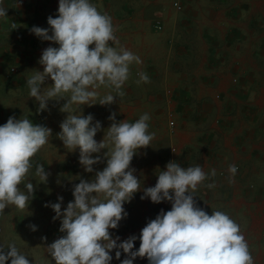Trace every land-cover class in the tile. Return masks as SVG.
Instances as JSON below:
<instances>
[{
    "label": "clouds",
    "instance_id": "obj_1",
    "mask_svg": "<svg viewBox=\"0 0 264 264\" xmlns=\"http://www.w3.org/2000/svg\"><path fill=\"white\" fill-rule=\"evenodd\" d=\"M2 17H7V11L0 5ZM47 23L51 35L49 29L41 27L34 26L31 31L59 47L43 50L39 60L43 71L35 70L26 80L29 96L38 101V112L47 109L49 100H66L60 110L68 115L57 135L69 151L79 149V162L85 171L93 172V165L101 160L100 156L93 158V153L107 150L103 154L107 166L96 172L92 181L81 179L74 186V201L63 212V197L50 205L56 213L53 219L62 218L59 231L65 233L46 247L55 264H110L113 249H117L116 259H120V250L130 257L121 264H133L137 257H147L149 264H254L240 226L224 212L209 215L196 206L192 193L208 178L206 173L200 166L184 168L175 161L159 172L155 186L143 189L141 196L157 204L169 201L171 210H162L146 224L136 251V236L119 244V237L112 238L109 230L116 229L127 216L124 203L141 190L135 169L130 168L131 161L139 149L150 145L155 133L148 131L147 113L134 123L116 122L113 113L109 116L112 123L98 143L94 137L101 130L100 122L93 124L91 114L85 117L74 113L80 112L81 105L91 106L97 101L109 105L115 97H123L129 66L141 61L119 46L111 17L102 14L90 0H59L58 17L49 16ZM11 27L15 29L16 24ZM49 77L54 83L42 88ZM149 81V76L141 72L136 83ZM101 87L116 95L110 91L101 97ZM51 134L50 128L34 125L27 117H9L0 126V214L9 205L19 210L28 208L34 187L24 182L33 167L32 158L49 142ZM236 171L235 165L229 166L230 173L234 175ZM210 175H216L215 169ZM35 176L47 182L48 173L42 164L36 165ZM22 183L26 192L20 188ZM30 227L36 230L35 225ZM7 249L5 253L0 247V264L9 259L11 264H30L15 244H9Z\"/></svg>",
    "mask_w": 264,
    "mask_h": 264
},
{
    "label": "crops",
    "instance_id": "obj_2",
    "mask_svg": "<svg viewBox=\"0 0 264 264\" xmlns=\"http://www.w3.org/2000/svg\"><path fill=\"white\" fill-rule=\"evenodd\" d=\"M107 1L113 4V0ZM203 1L225 3L224 18L233 20L225 29L229 35L227 46H208L202 66L193 73L187 71L185 58L173 59L166 66L165 76L158 68H152L153 62L139 63L149 76L160 73V84H175L163 91L165 98L158 89L126 90L129 77L123 85V97H115L109 105L98 101L91 106L81 105L75 114H91L93 124L98 121L101 127L109 128L113 113L116 122L130 123L147 113L148 131L155 136L148 147L141 148L143 158L159 155L157 162L161 164L168 158V162L175 161L184 168L200 166L208 178L192 193L196 206L209 215L215 211L229 215L240 226L254 264H264V0ZM90 3L99 10L98 0ZM0 5L7 11V17L0 18V126L9 117H27L34 125L60 126L68 115L60 110L66 100H49L47 109L38 112V101L29 96L26 84L35 70L43 71L39 63L43 50L59 47L31 31L34 26L41 27L49 29L51 35L47 20L49 16L58 17L59 0H0ZM12 23L16 24L15 29ZM123 24V48L132 51L133 39L125 31L127 22ZM208 25L206 29L212 27L211 22ZM169 70L172 75L167 76ZM133 73L130 71L131 76ZM53 83L50 77L46 78L42 88ZM169 89L173 94L168 93ZM98 91L102 97L112 90L101 87ZM112 94L116 95L114 91ZM217 95L222 98L218 100ZM25 97L27 107L23 104ZM158 102L164 104L162 111ZM171 114L177 122L175 128L170 125ZM97 137L102 141L104 135ZM230 165L240 169L233 175ZM212 169L216 171L214 177L210 175ZM163 170L165 164L160 171ZM160 171L134 173L140 180V194L155 186ZM208 184L214 187L209 188Z\"/></svg>",
    "mask_w": 264,
    "mask_h": 264
},
{
    "label": "rangeland",
    "instance_id": "obj_3",
    "mask_svg": "<svg viewBox=\"0 0 264 264\" xmlns=\"http://www.w3.org/2000/svg\"><path fill=\"white\" fill-rule=\"evenodd\" d=\"M174 1L113 0V4L111 1L108 4L107 0H98L99 11L102 14L109 15L114 28L116 27L115 36L120 42L119 46L123 47L124 42L121 38L124 29L123 23L127 22L128 25H126L125 31L131 33L133 39L131 52L138 56L141 62L144 60L153 62L152 68L156 67L162 71V76L166 74V66L171 64L175 58L179 60L185 58L184 60L187 61L188 65L186 67L187 71L189 70L190 73L195 72L202 66L205 50L208 46L217 47L216 44H221L219 48L227 46L225 40L229 35H226L225 29L233 21L224 18L222 13V9H225L224 2L209 4L204 3L203 0H181V7L178 8L174 6ZM209 11L213 14L209 15L211 14ZM210 22L212 27L206 29ZM210 33L211 35H209ZM176 52H179L180 55L178 56ZM183 52L187 55L183 56ZM206 54H208L207 51ZM163 70H165L164 73ZM129 71H134V73L132 76L129 74L131 81L128 85L126 83V90L128 91L158 89L163 92L166 88H174L175 86L169 81L160 84V73L158 75L153 73V76H149V72L146 74L149 76L150 81L137 84L136 81L139 80L137 71L141 73L143 70L135 62L129 66ZM170 74L172 75V72L169 70L167 76H170ZM163 97L165 98L164 92ZM216 98L219 100L222 96H216ZM158 103L159 106L162 105L161 102ZM23 104L27 107L26 97ZM159 108L162 111L164 104ZM45 127L52 130L49 142L32 158L33 167L24 182H31L34 187L33 197L28 208L19 210L15 206L9 205L0 214V247H4L6 253L8 251L7 246L15 244L18 250L26 255L30 264H55L46 247L65 235V233L59 231L62 218L53 219L56 213L50 205L59 202L58 197H63L61 203V211L63 212L67 204L74 201V186L81 179L92 181L96 172L102 171L107 166L106 158L103 155L107 150L102 149L100 153L92 154L93 158L96 156L101 157L100 162L93 165V172L85 171L79 162V149L69 151L65 148L63 141L58 138L57 134L61 132L60 126ZM106 129V127H101V130L96 133L94 139L98 143L101 139L97 135H104ZM151 156L143 158L144 155L139 149L131 161L130 168L135 169L134 173L146 171L154 174L160 171L164 164L169 163L168 158L164 161L165 163L162 162L161 164L157 162L161 159V156ZM145 159L148 160L145 161ZM147 162L151 163L147 164ZM37 164H42L45 172L48 173L46 183L40 182L39 177L35 176ZM236 168L237 170L240 169L239 166H236ZM24 183L20 185V188L26 192ZM143 195L138 191L130 202L124 203L123 207L127 216L119 222L116 229L109 230L112 238L119 237L118 244L131 236H136L133 251L139 249L141 243L139 237L146 224L155 219L162 210L167 212L172 207L169 201H162L157 204L153 203L150 198L142 200L141 196ZM45 205L49 206L46 207ZM31 225L36 226L35 231L31 229ZM45 237L46 239H43ZM116 251L117 249H113L110 252L112 256L110 264H121L122 260L130 258L128 254L120 250V259H116ZM6 264H11L10 259L6 261ZM133 264H149V261L147 257H137Z\"/></svg>",
    "mask_w": 264,
    "mask_h": 264
},
{
    "label": "built area",
    "instance_id": "obj_4",
    "mask_svg": "<svg viewBox=\"0 0 264 264\" xmlns=\"http://www.w3.org/2000/svg\"><path fill=\"white\" fill-rule=\"evenodd\" d=\"M180 1L181 0H175L173 2L174 6L180 8L181 7ZM12 71H15V69L13 68ZM168 93L169 94H173V91L171 89H169L168 90ZM217 97H220V95H217ZM170 125H171L172 128H175L176 127V120L174 119V117H173L172 114H171V119H170Z\"/></svg>",
    "mask_w": 264,
    "mask_h": 264
}]
</instances>
